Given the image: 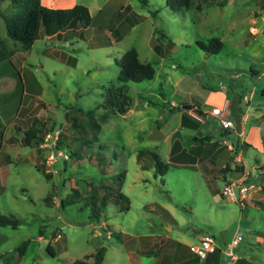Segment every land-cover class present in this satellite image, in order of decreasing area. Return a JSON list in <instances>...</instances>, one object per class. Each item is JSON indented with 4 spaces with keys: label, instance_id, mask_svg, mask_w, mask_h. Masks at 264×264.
<instances>
[{
    "label": "rangeland",
    "instance_id": "rangeland-1",
    "mask_svg": "<svg viewBox=\"0 0 264 264\" xmlns=\"http://www.w3.org/2000/svg\"><path fill=\"white\" fill-rule=\"evenodd\" d=\"M78 1L89 4L95 15L92 25L72 28L59 38L40 35L23 50L7 36L2 18L15 16L20 7L0 0V53L5 56L0 94L12 89L7 105L14 109L21 102L23 107L34 104L33 116L45 124L43 134L60 128L62 148L76 153L59 157L50 167L33 143L24 148L23 160L8 166L0 213L20 223L0 226V264L91 262L100 247L105 250L102 264L181 263L187 257L177 254L193 255L189 245L201 235L213 237L223 248L238 231L243 238L233 253L239 259L231 264H264V150L254 149L247 132L255 130L264 145V116L248 120L241 142L235 123L225 131H231L229 136H221L220 118H230L226 107H219V117L212 110L213 104L230 101L243 112H264V21L259 17L264 0H192L179 10H172L167 0H126L129 10L118 18L123 0ZM116 23L117 40L112 34ZM249 27L256 33L251 35ZM211 38L223 43L216 54L198 43ZM156 44L162 54L153 50ZM131 47L154 66L153 79L129 83L132 103L125 114H111L104 121L98 110L90 117L82 114L79 108L92 109L100 102L102 86L118 83L117 62ZM186 93L210 101L205 107L213 116H203L198 129L180 125ZM172 102L177 107L170 110ZM14 113L13 122L20 123L22 114ZM253 124L258 128L250 129ZM0 130L9 132L1 125ZM11 130L16 138L17 130ZM206 135L214 142L226 140L217 144L212 172L206 169L212 166L210 156L197 161L193 155V138ZM83 139L88 143L82 144ZM153 152L168 164L164 175L155 174ZM35 154L42 172L30 163ZM223 167L224 176L217 173ZM227 183L233 189L247 187L244 207L221 193ZM119 192L128 203L114 198ZM229 260L215 252L204 262Z\"/></svg>",
    "mask_w": 264,
    "mask_h": 264
},
{
    "label": "trees",
    "instance_id": "trees-1",
    "mask_svg": "<svg viewBox=\"0 0 264 264\" xmlns=\"http://www.w3.org/2000/svg\"><path fill=\"white\" fill-rule=\"evenodd\" d=\"M13 7H20V12L15 16L2 15L4 20L6 33L9 38L19 42L23 50H28L35 40H37L40 35L43 36H56L61 37L65 32H69L72 28H87L92 22V16L89 9L82 4H74L71 7L63 8H51L44 6L40 0H8ZM167 5L172 10H179L188 8L192 5V0H167ZM129 10V5L124 6L119 12H117L116 18L124 14ZM126 17L119 23V26L123 24ZM120 20L117 19V22ZM112 34L115 36L116 40L121 37L119 32L118 23ZM202 49H204L209 54H216L223 47V43L218 38H211L207 40V44L203 41L198 42ZM155 51L160 52L159 44L155 45ZM5 56L0 53V61L4 60ZM6 59V58H5ZM119 66V76L118 83L110 81L106 86H102L101 100L92 109L84 110L79 108L78 110L90 117L94 110H98L100 113L101 121L106 120L111 114H125L131 108V97L129 95V83H140L143 81L152 80L155 75L154 66L147 61H141L138 57V52L136 48L131 47L126 49L117 62ZM262 96H264V88L261 90ZM172 110V109H171ZM198 114L201 111L196 109ZM38 122L35 120V124ZM32 128L25 130L22 133L21 143L24 146L32 145L35 143L39 146V143L43 139V131L36 125ZM199 122H194L193 127H197ZM95 128L99 129L100 126L94 123ZM227 131V129H224ZM229 130V129H228ZM231 131L224 132L222 135H228ZM65 135L60 134V140L58 142L59 147H63V138ZM195 139V138H194ZM199 142L209 141L210 137L196 138ZM86 139L82 140V144H87ZM65 144V143H64ZM67 144V143H66ZM203 144V143H202ZM215 145V142H214ZM64 148L68 149V145ZM69 150V149H68ZM69 156L76 155L73 149L69 150ZM155 174L164 175L168 169V164L162 161L160 156L153 152ZM208 169V168H206ZM211 172V171H210ZM218 174L226 173L225 167L218 169ZM46 179L50 178V174L43 172ZM114 197L115 199H121L123 202L128 203V197L119 192ZM50 198L47 197L45 201L49 204ZM106 200V199H105ZM61 206H64V200L61 201ZM100 212L99 210L97 211ZM98 218V217H97ZM20 223V220L13 215H5L0 213V226H12L16 227ZM23 243L21 246H24ZM48 251L51 255L54 252L50 246H48ZM104 247H100L92 256L93 261L89 262L84 259H78L70 264H102L104 256Z\"/></svg>",
    "mask_w": 264,
    "mask_h": 264
},
{
    "label": "crops",
    "instance_id": "crops-1",
    "mask_svg": "<svg viewBox=\"0 0 264 264\" xmlns=\"http://www.w3.org/2000/svg\"><path fill=\"white\" fill-rule=\"evenodd\" d=\"M41 3L44 6L47 7H51V8H63V7H71L74 4L80 3V4H84L88 7L91 15H92V22L91 25L93 24L95 15L93 14V12L91 11V8L89 6V4L84 3V2H79L78 0H40ZM92 3V5L94 6L95 1L90 2ZM128 4H126V0H123L122 3L117 7V10L120 9L123 6H126ZM96 6H94L93 8H95ZM264 8V7H263ZM262 8V9H263ZM261 9V10H262ZM101 9H98L97 12H99ZM257 16V15H256ZM110 17V16H109ZM259 17L261 18L262 21H264V15H262L260 13ZM252 22H254V20H252ZM251 29V31H250ZM257 31L256 28L254 27H249V32L251 35L255 34ZM154 32V31H153ZM54 36H47V38H53ZM56 37V36H55ZM160 46V45H159ZM155 46H153V50L155 51ZM160 54H162L160 52ZM138 57L140 59L139 53H138ZM141 60V59H140ZM141 61H145V60H141ZM257 72H254V74ZM12 93V89H8L7 91H5L4 93L0 94V125L4 126L5 129H7L9 132L7 135H4V132H1V137H0V188L3 187L2 185V176L3 174L6 175H10L9 172V167L11 164L19 162L21 160H23L24 156L23 154L25 153L26 150H24L25 147L22 143H21V139H22V133L25 130H28L30 128L33 127V125L35 124V120L39 123L40 125V129L41 131L42 128H44L43 126L45 125L43 121H40L39 119L35 118L33 116V111L34 109H36V107L34 106V104L30 107V104L27 105L26 107H23L22 102L19 106H17L16 109H14L13 106H8L7 104H10V95ZM25 92H23L24 94ZM2 95V96H1ZM262 95V94H261ZM184 100H186L185 104L183 106H187V105H193V108H183L182 110H179V116H180V125L184 128H188V129H198L202 124H203V116H206L207 114H210L209 109H207L205 106L210 102L209 99L206 100L205 98H200L199 96H197L196 94H192V93H186L184 95ZM244 99L246 101H248V98L246 96H244ZM2 101V102H1ZM23 101V98H22ZM32 103V102H31ZM167 103V102H166ZM169 104V103H168ZM37 106V105H36ZM176 106H171L169 104L168 109H174ZM222 107L225 108L227 112H225L224 114L226 116H229L233 122H234V115H237L240 117V121H241V125H240V133L238 135V139L241 140V142H243V140L245 139V131L248 130L247 129V122L248 120L252 117V118H261L264 116V112L261 111H255V113H250L247 111H242L240 108H234L232 103L230 101H223V103L220 104V106H218L217 104H213L212 110L214 108H218ZM11 109H13L12 111H10ZM196 109L201 111V114H198L196 112ZM231 109L236 110L234 111V113H231ZM257 110V109H255ZM10 111V112H8ZM14 112H17V117L22 114V119L20 123H15L13 122L14 118H16V116H14ZM8 113L9 117L7 119L4 118L3 114ZM25 113V114H24ZM24 114V115H23ZM211 115V114H210ZM213 116V115H211ZM220 116V115H219ZM219 116H215V117H219ZM226 119V118H225ZM253 121V120H252ZM194 122H199L197 127H193V123ZM257 123V122H255ZM11 127L17 131L16 132V136L18 137H14L15 133H12L11 131ZM254 128H258L256 126H250V129H254ZM228 130V129H227ZM223 134L225 132V130L222 131ZM220 132V134L222 133ZM248 134L250 136H252L253 138V146L254 149L257 152H261L262 147L264 150V145H262V141H261V137L258 136L254 130V132H249V130L247 131ZM230 135V134H229ZM227 135V136H229ZM224 136V135H221ZM204 137H209V136H201V137H194V141L197 143V146L194 147V151L196 154H193L195 158H197V161H201L202 159L207 158V156H210V163L212 164V166L210 168H208V170H210L211 172L216 168L214 167V163L216 162L217 159V155H218V143L222 144L224 143L226 140L224 138H221V140L219 139L218 142H215L214 145V141L213 139H210L209 141H204V142H199L196 140V138H204ZM225 137V136H224ZM211 138V137H210ZM203 143V144H202ZM227 143V142H226ZM192 150V147L189 149V151ZM204 150V152H203ZM200 152V153H199ZM199 153V154H198ZM25 160L29 161L26 156H25ZM37 154L32 155L31 159H30V163L35 167V169L37 171L42 172L41 168H38V165H36L37 163ZM210 164V165H211ZM220 169V168H218ZM237 190V189H236ZM1 191V189H0ZM213 192H216L215 189H212ZM261 202L264 201V197H262V199H260ZM258 207V206H257ZM260 243V241H257ZM227 244V243H226ZM178 248H175V250H177ZM221 247H218V249L215 251L218 254H223L225 255L222 251H221ZM184 251H181L180 254H177L179 257L185 256L187 257L186 260L182 261L181 263H169V264H210V261L208 262H204V260L206 258H209V256L213 253H209V255L205 258V259H199L196 255H189L186 252L184 253V255L182 254ZM226 256V255H225ZM239 259V258H238ZM209 260V259H208ZM216 262V261H215ZM227 264V263H226Z\"/></svg>",
    "mask_w": 264,
    "mask_h": 264
},
{
    "label": "built area",
    "instance_id": "built-area-1",
    "mask_svg": "<svg viewBox=\"0 0 264 264\" xmlns=\"http://www.w3.org/2000/svg\"><path fill=\"white\" fill-rule=\"evenodd\" d=\"M261 14L264 15V8L261 10ZM171 106H176L174 102L170 104ZM215 116H219L220 110L218 108L213 109ZM220 125L223 129H234V122L229 118H220ZM61 129L54 128L48 130L42 141L39 143V148L45 153L46 164L47 166H52L59 159L63 157L68 159L69 155L64 151L63 148L59 147ZM221 193L228 196L233 201H239L241 206L244 207V200L247 198L248 189L247 187H240V189H233L230 183H227L222 189ZM243 235L241 232L234 234L230 242H228L221 251L228 257L230 260L227 261V264H231L234 260L238 259L237 255L233 253V248L242 241ZM218 249V245L215 239L207 234L201 235L198 238L197 244L189 245V250L194 253L199 259H205L209 253H213Z\"/></svg>",
    "mask_w": 264,
    "mask_h": 264
},
{
    "label": "water",
    "instance_id": "water-1",
    "mask_svg": "<svg viewBox=\"0 0 264 264\" xmlns=\"http://www.w3.org/2000/svg\"><path fill=\"white\" fill-rule=\"evenodd\" d=\"M183 108L186 109H191L193 108V105H187V106H183ZM234 123H235V131L236 133H240V125H241V121H240V117L237 115H234Z\"/></svg>",
    "mask_w": 264,
    "mask_h": 264
}]
</instances>
